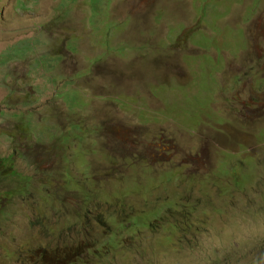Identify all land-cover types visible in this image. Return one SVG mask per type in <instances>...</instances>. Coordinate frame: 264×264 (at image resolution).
Returning <instances> with one entry per match:
<instances>
[{
    "label": "rangeland",
    "instance_id": "374dc122",
    "mask_svg": "<svg viewBox=\"0 0 264 264\" xmlns=\"http://www.w3.org/2000/svg\"><path fill=\"white\" fill-rule=\"evenodd\" d=\"M74 263L264 264V0H0V264Z\"/></svg>",
    "mask_w": 264,
    "mask_h": 264
},
{
    "label": "trees",
    "instance_id": "16d2710c",
    "mask_svg": "<svg viewBox=\"0 0 264 264\" xmlns=\"http://www.w3.org/2000/svg\"><path fill=\"white\" fill-rule=\"evenodd\" d=\"M77 249H78V248H76V249L74 248V250L71 251V248H68L67 253H68V254H73V253L76 252V251L78 252ZM77 256H79L78 253H77ZM74 264H76V263H74Z\"/></svg>",
    "mask_w": 264,
    "mask_h": 264
}]
</instances>
